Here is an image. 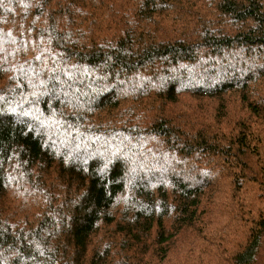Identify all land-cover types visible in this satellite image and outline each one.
Listing matches in <instances>:
<instances>
[{
  "label": "trees",
  "instance_id": "16d2710c",
  "mask_svg": "<svg viewBox=\"0 0 264 264\" xmlns=\"http://www.w3.org/2000/svg\"><path fill=\"white\" fill-rule=\"evenodd\" d=\"M43 1L59 7L58 26L29 35L55 54L44 77L0 35V264H257L264 0ZM41 89L70 163L21 115ZM183 92L202 105L180 119ZM11 183L43 202L22 229Z\"/></svg>",
  "mask_w": 264,
  "mask_h": 264
},
{
  "label": "rangeland",
  "instance_id": "374dc122",
  "mask_svg": "<svg viewBox=\"0 0 264 264\" xmlns=\"http://www.w3.org/2000/svg\"><path fill=\"white\" fill-rule=\"evenodd\" d=\"M4 1L6 2L2 6V12L4 15L0 14V35H2V37L4 38L13 40V46L18 55L19 60L24 63L27 61L28 58L31 59L33 64H36V66H38L36 69L37 73L41 75V77H44L45 72L40 71L39 69V67H41L40 64H42L43 66H47L46 61L50 62L49 58H52L53 56H55V54H53V52L49 53L48 49L43 48L41 43L36 42V41H43V39H41V37L38 34L30 38L29 35L31 31L34 30V28L36 27H38L37 32H41L42 30L44 32L43 27H46L48 29L51 25L58 26L57 23L52 21H55L54 20L55 16H53V14L55 10H59V7L53 3H46L45 5V1L43 0H42L43 2L42 7L41 6L36 7L37 0H16V1L4 0ZM23 9H27L29 12L27 13V15L22 14L23 18L20 16L18 21H15V19L11 16H14V14L19 11H21L20 13H22ZM38 9L40 10V12L38 11ZM35 42L39 50H37V48L35 47L34 45ZM27 43L30 44L31 47H29ZM47 57L49 58L47 59ZM238 59H242L249 63L255 62L254 57L245 58L244 56H240L238 57ZM177 74L178 77L184 78L183 72L179 71L177 72ZM198 74H199L198 72H193V73L190 72V74L187 73L186 78H184L183 80L185 82H188V84L189 83L196 84V79ZM185 87H191V86L190 85L184 86L183 88L184 90L186 89ZM41 93H42V89L38 91L37 94L39 95L36 94L35 98H32L33 102H29L24 107L25 113H21V115L25 117H29L31 119V122H33L32 125L36 129H39V131L44 134V136L47 139L48 145L52 146L53 149L54 148L58 149L57 155L59 157L62 154H66L67 156L66 162L70 163V160L72 159L71 156L74 154V152L78 151L77 150L78 148L73 151L74 148L72 147L73 149H71V153L72 152L73 153L71 155L70 152L68 151V145L71 144L69 143V141H71L72 138L69 136L68 130H62L63 129L62 121L57 120L56 117H47V115L44 114V111L41 109V107L40 108L36 107L40 102V100L43 98V95H41ZM190 96L193 97V100L189 98ZM181 98H182L181 104L174 108L173 112L170 113L171 116H177L180 119H184L185 114L189 111L190 107L202 105L197 103V100L195 99L196 97H194V95L191 92H183ZM207 106H208L207 108L209 109L210 107L209 102H207ZM181 111H183L184 113L182 114ZM153 114H155V112H153ZM202 114H206V117L208 116V112L206 113L202 112ZM166 116L167 115H165V118ZM96 144H97L96 147L97 151L103 148V146L100 143H96ZM82 146L87 148L86 150H88V148L93 146V142L88 140ZM86 154L88 155V151ZM254 192L257 194H262V191L259 189ZM24 198H25V191H22L18 186L11 183V186L6 192L3 202L5 203V207H13L19 205V213L21 214L22 219L14 221V223L19 225V229H22L25 223L27 222L25 219L28 216L29 209L34 206L37 208V211H39L43 205L42 201L36 202L34 198H29L25 200ZM40 198L42 200V197ZM29 223L36 224L37 219L30 220ZM261 256L262 257L259 258L257 264H264V254H262Z\"/></svg>",
  "mask_w": 264,
  "mask_h": 264
}]
</instances>
